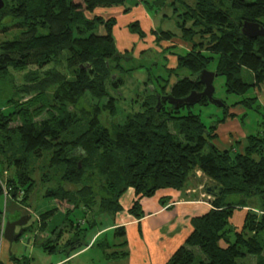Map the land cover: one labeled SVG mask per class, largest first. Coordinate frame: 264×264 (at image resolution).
Masks as SVG:
<instances>
[{
  "label": "trees",
  "instance_id": "obj_1",
  "mask_svg": "<svg viewBox=\"0 0 264 264\" xmlns=\"http://www.w3.org/2000/svg\"><path fill=\"white\" fill-rule=\"evenodd\" d=\"M2 1L0 34L18 31L12 39L0 42V168L12 169L5 185L10 196L26 206L36 185L33 175L38 161L44 162L38 167V181L56 182L44 194L55 206L38 216L34 244L52 254L69 234L60 249L66 255L97 246L107 260L124 259L128 252L123 226L106 230L91 243L86 239L89 233L104 230L98 218L107 216L112 223L123 210L120 198L131 188L135 199L128 213L139 219L142 198L161 190L182 192L200 172L222 187V194L212 200L206 214L191 220L192 232L166 264H247L248 256L259 258L254 264H264V136L259 132L247 135L239 152L232 147L220 150L214 143L217 126L236 117L229 114L231 108L244 110L240 121L246 119L247 110H263L254 91L264 85V37L247 38L241 26L247 21L264 27V0H193L192 4L173 0L172 5L184 8L174 15L179 19V39L190 47L184 54L171 52L176 66H165V70L174 74L185 69L194 79L184 77L162 85L160 92L151 89L141 111L110 129L100 116L114 117L118 97L110 92L118 93L125 82L123 74L131 70L121 65L123 55L115 47L116 20L92 14L121 6L125 0ZM128 29L145 37L139 22L130 23ZM174 37L171 32H160L155 43H171ZM171 47L175 46L165 51L170 53ZM213 64L216 76L224 78L225 92L244 98L230 105L221 100L222 118L206 127L190 111L176 115L191 105L176 109L162 98L180 99L200 92L198 74ZM30 66L36 70L27 71L24 84L16 86L11 73ZM251 90L253 95L247 96ZM85 95L96 103L79 109ZM196 104L210 103L201 98ZM171 119L180 121V138L168 131ZM257 196L256 206L249 200ZM230 197L237 199L230 201ZM243 208L248 210L240 228H235L233 213ZM56 213L61 222L47 233V224ZM3 220L0 211V241ZM108 233L121 242L102 240ZM15 261L29 264L24 258Z\"/></svg>",
  "mask_w": 264,
  "mask_h": 264
},
{
  "label": "rangeland",
  "instance_id": "obj_2",
  "mask_svg": "<svg viewBox=\"0 0 264 264\" xmlns=\"http://www.w3.org/2000/svg\"><path fill=\"white\" fill-rule=\"evenodd\" d=\"M188 4H192L193 0H184ZM173 0H125L123 6H126L127 9L132 10L135 5H141L148 14V20L151 22V28L155 31L156 34L160 32H171L175 35L173 42H178L177 40H181L180 38V32L177 29V21L179 19L174 15V12L177 13V15L184 11V8L181 4L176 3V5H172ZM175 9V11L173 10ZM129 11V10H128ZM133 12L131 11V14ZM87 17L89 15L87 14ZM125 22L126 20L123 19ZM261 21L264 22V18L261 19ZM118 22L120 23V18H118ZM122 28V27H121ZM18 34V31H12L7 34H0V42L12 39V37ZM121 37V29H118L117 31V39L119 40ZM196 41L198 39L196 38ZM140 44V43H139ZM152 44V43H151ZM170 42L162 43V48H166L169 46ZM131 45V44H130ZM134 50L133 52H136L140 46L137 45H131ZM187 48L190 47L189 44H185ZM143 48H145L147 51L144 55L141 56H134L130 59H124L121 62V65L125 69H130L131 71L129 73H124V85L119 88L117 91L118 93L110 92L112 96L118 97L116 100V114L114 117H111L108 114L103 113L100 116L101 123L110 129L112 126L116 124H121L125 117L136 113L138 111L142 110V103L144 102L146 96L150 93L151 89L155 88L160 92V87L162 85H171L175 83L178 79H182L184 77L194 79V76H191L190 72L181 69L180 71L169 74L165 70V66H168V62L165 60V57L167 52L165 51L164 55L156 52L152 47H150V42L146 41L143 43ZM175 49V51H174ZM173 52L176 54H184L186 52V49H176L174 48ZM48 68V67H46ZM209 71L214 72L215 66L214 64L211 65L209 68ZM33 71L36 70L35 66H30L26 71L21 73H11L13 76V81L16 86H21L24 84V75L27 73V71ZM62 70V69H61ZM115 77V76H114ZM250 80V77L247 79ZM213 87H214V93L213 98L216 100H222L226 103V105L233 104L234 102H237L244 98V96H235V95H229L225 92L224 89V78L222 76H216L213 80ZM263 90L264 92V85L261 86L260 90H258V93ZM255 93V91H254ZM117 94V95H116ZM250 94L253 95V91L251 90L247 96H250ZM257 95V94H256ZM26 98V97H24ZM96 103L95 100H92L88 95H85V97L82 99L81 103L78 105V108H84V109H90L91 105ZM191 112L192 114L198 115L201 122L206 126L210 127L217 121H219L223 116V110L221 107H218L213 104H209L208 106H200V105H193L188 108H180L179 113L176 114L177 116H185L188 114V112ZM247 117H246V125H247V132L248 135L256 134L259 132L262 136H264V110H260L259 112L253 111V110H247L246 111ZM165 117H167L165 115ZM179 120L171 119L169 120L167 124L168 131L172 134H175L180 138L178 135V129H179ZM18 125V122L13 124L12 126ZM43 161H38L37 164H35L36 171L33 175V178L36 181V185L34 186V189L32 190L28 200L25 202L26 206L22 205L20 203V198L14 199L13 197L9 196L8 198H4V196H0V211L2 213V217L5 219V222H14L19 220L22 216H30V220L28 221L27 225L25 226L26 234H23V237L20 241L14 242V246L10 249V252L15 255L17 258H24L29 260V264H49L50 262H55L56 260H59L61 256L65 257L67 252H60V249H62L63 241L65 238L68 237V235H65L61 238V241H59V245L55 251V253L48 254L43 252L42 248L40 246L34 245L33 242H31L29 245L27 243V238H30L33 236L34 230L37 229L39 226L38 216L50 209H52L55 205L54 202L48 198L44 197V194L46 190L50 188H54L56 185V182H46V183H40L38 180L40 178V170L38 167L43 166ZM46 170V169H45ZM12 174V169L10 170H4L1 171L0 168V181L5 183L6 179ZM197 177V175H196ZM201 177V176H200ZM199 177V178H200ZM127 198V197H126ZM153 197H144L140 201V206L142 203L152 199ZM125 199V197H124ZM229 199H232L234 201L237 199L236 197H230ZM123 201V199H122ZM250 203L253 205L258 204V196L256 198H252L249 200ZM124 202V201H123ZM142 211V206H141ZM26 212V214H25ZM141 216V213H139ZM125 215L123 213H120L117 216V221L120 220ZM105 220H102L103 224L102 226H106L111 223L110 218L107 216H104ZM110 221V223H109ZM61 222V215L59 213H56L48 222L47 224V233L54 228L57 224ZM18 231V230H16ZM93 233H89L87 236V240L91 237ZM31 235V236H30ZM72 235V234H70ZM107 239L109 243H119L121 242V239L116 238L112 236V233H108L106 237H102ZM127 239V238H126ZM27 243V244H26ZM0 252H1V246H0ZM69 263L67 264H108L110 260H107L102 250L95 246L91 249H88L85 253H78L71 259H69Z\"/></svg>",
  "mask_w": 264,
  "mask_h": 264
},
{
  "label": "crops",
  "instance_id": "obj_3",
  "mask_svg": "<svg viewBox=\"0 0 264 264\" xmlns=\"http://www.w3.org/2000/svg\"><path fill=\"white\" fill-rule=\"evenodd\" d=\"M131 11L133 12L132 14ZM92 15L101 16L105 19L114 18L116 20V25L113 28V38L117 51L123 55L121 62L124 59L144 55L147 50L142 47L143 43L149 41L150 47L163 55L165 54L164 52L167 47H170L171 45L175 46L171 47L169 49L170 53H167L166 56H164L165 60L168 62L167 68L174 69L176 66V59L175 56L171 54V52L174 53L173 49H189L185 46L186 43L180 40H177L178 42L170 43L166 48H162L161 46L162 43H165L164 41H161L159 45H156V33L151 28V22L148 20L147 11L141 5H135L132 10L127 9V7L123 5L97 9ZM118 18H120V23L118 22ZM123 19L126 21L124 22ZM132 22H139L141 30L145 33L144 38H139L136 34L129 31L128 25ZM118 29H121V37L119 40H116ZM99 33H104L102 28L99 29ZM173 40L175 39H172L171 41ZM136 43L140 47L136 52H133L134 48L131 45H135ZM260 88L261 86L256 89L255 93L257 94L258 103L264 110V92L261 90L258 93ZM244 113V110L240 106L231 108L229 114H234L236 117H229L217 126L215 132L217 138L214 143L218 149L226 150L232 147L234 152L242 151L244 140L248 135L246 130L247 125L245 123L246 119L243 121L239 120V117ZM196 175L197 174H195V177L189 181V184L184 191L161 190L152 196V199L145 203L143 202L141 205L142 215L139 219H135L128 213L132 201L135 199L133 189H128L119 200L123 209L120 213H123L125 216L117 221V216L120 214L117 213L112 223L109 221L110 224L102 227L104 228L103 231H95L91 235L89 238L90 243L95 239L100 238L106 230L123 226L126 233L125 237L127 238L125 249L128 252V256L124 259L110 260L108 264H166L172 254L184 244L187 237L192 232L193 228L191 220L206 214L212 208L211 202L214 197L206 192L205 187L206 185L213 186L214 184L208 181L201 173H199L197 177ZM218 191L219 187L212 192L217 193ZM229 200L232 201V199ZM247 210V208L237 209L233 213L231 219L233 227L240 228L243 222L244 213ZM98 220L99 222H103L102 220H105V218L103 216L98 218ZM35 233L33 236L30 235V238H27L30 239L28 245L31 242L34 243ZM13 244L10 245L5 240L0 241V264H17L15 261V258L17 257L10 252V249L14 246ZM219 245L223 248L226 246L222 242H220ZM88 249L91 248L88 247L75 251L65 257L61 256L59 260L52 263L50 262L49 264H67L70 262L69 259L78 253H85ZM246 259L247 264H254L259 258L248 256Z\"/></svg>",
  "mask_w": 264,
  "mask_h": 264
},
{
  "label": "water",
  "instance_id": "obj_4",
  "mask_svg": "<svg viewBox=\"0 0 264 264\" xmlns=\"http://www.w3.org/2000/svg\"><path fill=\"white\" fill-rule=\"evenodd\" d=\"M4 3L0 0V9H2ZM241 33L243 36L256 39L258 37H264V27L258 22H243L241 26ZM216 77V73L211 72L207 69H203L198 74V83L203 86V89L200 92L192 91L189 95L184 98H174L172 96H164L162 98L163 102H168L171 106L178 109L184 105H195L201 98H205L210 104L216 105L218 107H223L224 104L220 100H216L213 98L214 87L213 80ZM159 104V98H157V105ZM219 187V191L217 193L212 192L214 189ZM206 192L208 194L213 195L214 198L221 196L222 187L214 184L213 186L206 185ZM30 220V216H22L19 220L14 222H5L3 226V234L2 239L7 241L10 245L14 242L21 240V235L23 233L24 227L27 225ZM18 229V231H16ZM30 239H27V243H29Z\"/></svg>",
  "mask_w": 264,
  "mask_h": 264
},
{
  "label": "built area",
  "instance_id": "obj_5",
  "mask_svg": "<svg viewBox=\"0 0 264 264\" xmlns=\"http://www.w3.org/2000/svg\"><path fill=\"white\" fill-rule=\"evenodd\" d=\"M200 172H196L197 175H199ZM1 186H2V191H3V196L4 198H8L10 196L9 194V188H7V186L5 185V183L1 182ZM3 226H4V221L2 223V227H1V240L2 239V234H3Z\"/></svg>",
  "mask_w": 264,
  "mask_h": 264
},
{
  "label": "flooded vegetation",
  "instance_id": "obj_6",
  "mask_svg": "<svg viewBox=\"0 0 264 264\" xmlns=\"http://www.w3.org/2000/svg\"><path fill=\"white\" fill-rule=\"evenodd\" d=\"M16 230H18V229H16Z\"/></svg>",
  "mask_w": 264,
  "mask_h": 264
}]
</instances>
